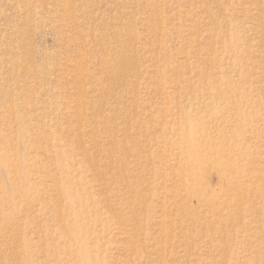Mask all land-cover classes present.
<instances>
[{"label": "rangeland", "instance_id": "1", "mask_svg": "<svg viewBox=\"0 0 264 264\" xmlns=\"http://www.w3.org/2000/svg\"><path fill=\"white\" fill-rule=\"evenodd\" d=\"M0 264H264V0H0Z\"/></svg>", "mask_w": 264, "mask_h": 264}]
</instances>
